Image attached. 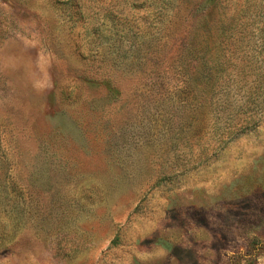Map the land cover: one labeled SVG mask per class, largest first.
Listing matches in <instances>:
<instances>
[{"label":"rangeland","instance_id":"obj_1","mask_svg":"<svg viewBox=\"0 0 264 264\" xmlns=\"http://www.w3.org/2000/svg\"><path fill=\"white\" fill-rule=\"evenodd\" d=\"M0 264H264V0H0Z\"/></svg>","mask_w":264,"mask_h":264},{"label":"trees","instance_id":"obj_2","mask_svg":"<svg viewBox=\"0 0 264 264\" xmlns=\"http://www.w3.org/2000/svg\"><path fill=\"white\" fill-rule=\"evenodd\" d=\"M212 1H215V0H212ZM204 47H205V46H204ZM204 47H202V48H194V50H191V55H193V57H195V58L202 57V59H206V57H207L209 54H211V56H208L209 59H210L211 61H215V60L213 59V57H212V56H213L212 53H211L212 50H211V49H207V50H205ZM207 53H208V54H207ZM216 53H217V57H218L217 61H218V63H219V65L216 64V67L218 68L219 66H221L219 60L222 58V56L219 55V52H218V51H216ZM208 62H209V61H203V62L201 63V65H200V66H197V67L199 68V67H201V66H203V65H205V64H208ZM219 78H220V76H216V77H214V78H211V81L208 80V82H206V83H207V85H208L209 82H212V83L214 84V85H212V86H215V82H217V81L219 80Z\"/></svg>","mask_w":264,"mask_h":264}]
</instances>
